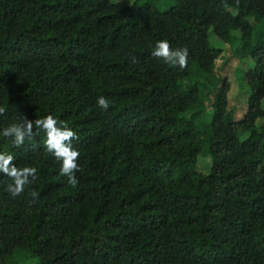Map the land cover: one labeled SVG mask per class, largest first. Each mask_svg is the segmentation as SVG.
<instances>
[{
	"label": "trees",
	"instance_id": "obj_1",
	"mask_svg": "<svg viewBox=\"0 0 264 264\" xmlns=\"http://www.w3.org/2000/svg\"><path fill=\"white\" fill-rule=\"evenodd\" d=\"M263 17L264 0H0V154L37 169L17 197L0 172V264L23 251L35 264H264V30L250 65L224 67L208 117L183 82L213 71L211 36L248 42ZM159 40L188 49L185 69L152 56ZM236 79L247 100L233 116ZM48 115L78 134L75 187L45 132L20 147L2 135Z\"/></svg>",
	"mask_w": 264,
	"mask_h": 264
},
{
	"label": "clouds",
	"instance_id": "obj_2",
	"mask_svg": "<svg viewBox=\"0 0 264 264\" xmlns=\"http://www.w3.org/2000/svg\"><path fill=\"white\" fill-rule=\"evenodd\" d=\"M238 2V0H237ZM225 8L229 6L225 4ZM152 56L164 61L173 68L183 70L188 63V49H173L167 40H159L155 43ZM96 106L103 111L109 108V101L104 96L97 98ZM5 108L0 107V115H3ZM46 133V150L54 155L61 164L60 175L67 177V183L75 187L78 184L77 172H81L79 165L80 153L72 147V141L78 139V134L66 122H58L52 115L32 121L26 116L20 123H13L6 127L2 135L12 138V142L17 147L24 144L25 139H31L35 135L33 129ZM13 157L11 155L0 154V172L9 178L11 183L7 184V192L13 197L24 193L25 186L33 183L37 178V169L35 167L17 168L12 165ZM31 196L34 200L39 199V194L33 190Z\"/></svg>",
	"mask_w": 264,
	"mask_h": 264
},
{
	"label": "rangeland",
	"instance_id": "obj_3",
	"mask_svg": "<svg viewBox=\"0 0 264 264\" xmlns=\"http://www.w3.org/2000/svg\"><path fill=\"white\" fill-rule=\"evenodd\" d=\"M112 1H123L129 4L138 3L139 5H143L146 3L152 4L155 7H158L160 10H167L170 6L175 4L177 0H112ZM264 30V17L260 21V26L257 28V31L253 38L246 42L240 39V31L234 30L232 35V39L228 42L223 41L216 36H211V43L221 49L220 55L216 59L215 67L212 72L203 73L201 75H192L189 79L184 80L185 85L191 86L196 81L199 84L200 94L199 101L194 106V108L202 109L205 115L208 117L213 110L212 100L214 98V93L216 92L218 86L220 85V79L225 74L224 67L228 65L230 61L232 64L233 70H236L241 63L242 65H250L253 60L250 57L244 56L248 50H250L252 44L256 41V38L260 31ZM246 48V49H245ZM247 50V51H246ZM196 70V67H193ZM243 72V71H242ZM243 90V91H242ZM243 86L239 81L232 83V89L229 92V110L233 116H238L243 114L244 109L246 107V95L241 92H245ZM264 105V101H263ZM189 114V113H187ZM264 124V117H261L257 120L256 126H261ZM199 162V169L207 172L209 170V161L208 159H203ZM14 261H18L22 264H35L37 262L36 257H32L30 253L23 251L20 255L15 256Z\"/></svg>",
	"mask_w": 264,
	"mask_h": 264
}]
</instances>
